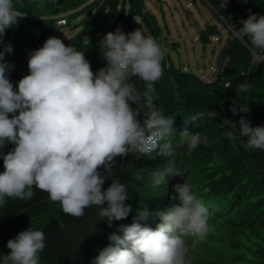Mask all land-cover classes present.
I'll use <instances>...</instances> for the list:
<instances>
[{
  "label": "clouds",
  "instance_id": "obj_1",
  "mask_svg": "<svg viewBox=\"0 0 264 264\" xmlns=\"http://www.w3.org/2000/svg\"><path fill=\"white\" fill-rule=\"evenodd\" d=\"M245 9L243 15H249ZM63 16L55 20L56 27L65 25ZM23 17L14 0H0V35ZM238 22L226 26L231 36L240 40L246 35L254 48L264 51V16L249 15L240 21L239 29ZM100 47L105 66L94 74L84 52L65 46L56 37L47 38L29 54V74L18 81L15 90L7 78L14 65L4 62L12 46L5 45L0 51V149L14 145L7 154L0 152L4 168L0 205L5 198L31 199L35 186L73 217H82L86 208L96 206L101 221L106 219L112 227L113 221L126 219L132 211L126 204L125 184L112 180L103 188L117 157L138 152L166 159V164L152 172L153 186H166L178 175L171 159L174 146L168 139L175 136L174 119L165 117L154 103L153 85L162 77L161 62L167 49L140 28L127 34L117 28L103 37ZM258 58L260 54L253 61ZM213 75L214 71L198 78L210 83ZM133 78L145 83L142 92ZM249 88L241 83L237 91L244 94ZM229 111L239 115L249 108L230 107ZM238 124L225 122L235 130L228 131V138L235 141L238 132L247 138L248 149L264 151V126L252 127L242 115ZM209 144L206 135L188 134L189 151ZM142 175L141 169L135 178ZM170 183L174 191L164 194L166 198L156 196L151 213L141 210L130 225H120L109 234V246L99 251L92 264H210L211 250L203 241L212 225V204L194 195L187 183L180 184L178 179ZM171 194L178 197V206L170 204ZM148 218L149 227L141 223ZM45 246L44 232L28 228L7 241L9 251L3 264H40L39 253Z\"/></svg>",
  "mask_w": 264,
  "mask_h": 264
},
{
  "label": "trees",
  "instance_id": "obj_2",
  "mask_svg": "<svg viewBox=\"0 0 264 264\" xmlns=\"http://www.w3.org/2000/svg\"><path fill=\"white\" fill-rule=\"evenodd\" d=\"M197 1L206 12L202 15L203 26H197L195 19L191 21L202 51L212 37L219 35L214 22L225 28L239 21V29L240 21L249 15L264 16V0ZM14 4L24 17L0 35V51L5 45L13 49L11 54H5L4 62L14 65L7 76L14 90L18 81L29 74V54L50 37L59 15L65 19L61 28L72 32L62 42L84 52L94 74L105 66L101 41L117 28L125 34L140 28L167 49L161 62L162 77L153 85L154 103L165 117L174 119L175 136L168 139L174 146L175 156L171 159L178 175L171 177L166 186H153L152 172L166 164V159L156 153L143 156L138 152L117 157L103 188L106 190L112 180L125 184L129 197L126 204L132 211L126 219L113 221L112 227L106 219L101 221L96 206L86 208L82 217H73L35 186L31 199L5 198L6 202L0 205V264L9 251L7 241L28 228L45 234L40 264H92L99 251L109 246V234L120 225H130L141 210L151 213L156 208V196L166 198L168 192L174 191L170 182L175 179L180 184L187 183L193 194H200L212 204V225L203 241L211 250L210 264H264V151L248 149L247 138L238 132L235 141L228 138V131L235 130L225 126L230 120L239 127L241 115L252 127L264 126V51L254 48L248 36L242 35L239 40L225 28L227 37L216 58L214 81L204 83L171 59L170 53L177 50L178 43L168 38L171 32L162 8L164 29L147 8V4L159 6L160 0H14ZM245 8L250 10L249 15H243ZM258 54L260 58L253 61ZM132 82L138 91L145 89V83L138 78ZM241 83L250 85L244 94L237 91ZM230 107H248L249 111L233 115ZM197 132L206 135L210 144L189 151L188 134ZM13 147L6 144L0 152L7 154ZM141 169L143 175L138 180L135 175ZM3 171L0 158V173ZM176 198L170 202L173 207L178 206ZM141 223L150 226L149 218Z\"/></svg>",
  "mask_w": 264,
  "mask_h": 264
},
{
  "label": "rangeland",
  "instance_id": "obj_3",
  "mask_svg": "<svg viewBox=\"0 0 264 264\" xmlns=\"http://www.w3.org/2000/svg\"><path fill=\"white\" fill-rule=\"evenodd\" d=\"M157 5L147 4V8L157 18L159 26L163 28L160 6L162 8L164 22L171 32L168 38L170 42L178 43L177 50L170 53L173 62L198 76L213 73L216 68V58L226 41L225 28L219 22H214L219 35L212 37L210 44H207L206 49L202 51L191 19H195L194 23L202 27L204 22L202 15L206 14L204 6L197 0H160V5ZM226 28L229 29V27ZM71 34L68 28L55 27L50 37H56L62 41Z\"/></svg>",
  "mask_w": 264,
  "mask_h": 264
},
{
  "label": "built area",
  "instance_id": "obj_4",
  "mask_svg": "<svg viewBox=\"0 0 264 264\" xmlns=\"http://www.w3.org/2000/svg\"><path fill=\"white\" fill-rule=\"evenodd\" d=\"M245 13H249V9H245Z\"/></svg>",
  "mask_w": 264,
  "mask_h": 264
}]
</instances>
